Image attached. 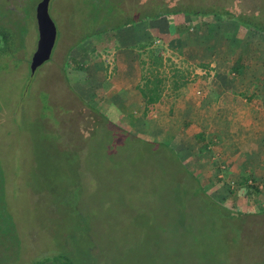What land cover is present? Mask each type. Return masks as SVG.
Listing matches in <instances>:
<instances>
[{
  "label": "rangeland",
  "instance_id": "374dc122",
  "mask_svg": "<svg viewBox=\"0 0 264 264\" xmlns=\"http://www.w3.org/2000/svg\"><path fill=\"white\" fill-rule=\"evenodd\" d=\"M40 1L0 0L26 31L0 69V264L55 250L75 264H264V146L243 153L242 123L218 134L234 107L213 121L207 100L218 87L237 111L264 100V35L189 13L226 6L262 24L264 0H51L56 45L32 76ZM162 6L188 12L91 35ZM136 71L138 86L160 74L162 95L205 106L154 117L136 107ZM157 142L180 154L182 180Z\"/></svg>",
  "mask_w": 264,
  "mask_h": 264
},
{
  "label": "trees",
  "instance_id": "16d2710c",
  "mask_svg": "<svg viewBox=\"0 0 264 264\" xmlns=\"http://www.w3.org/2000/svg\"><path fill=\"white\" fill-rule=\"evenodd\" d=\"M215 9V8H214ZM204 12V11H190L189 13H192L193 15L197 16H207L209 14H213L215 16H220L222 18H225L227 20H234V21H239L243 24L249 25L251 28L255 29L256 31H259L262 35H264V21L262 24L258 22H253L252 20H244L243 18H239V16H236L233 12L226 10V6L218 8L216 10ZM188 12L187 10H182L177 7H172V8H163L158 7L154 8V10L149 11L147 13H140V16H138L136 19H131V21H126L123 22L122 24H119V26L115 28H109L106 29L104 28L103 30L100 29L98 31H95V33L91 34L92 36L94 35H101L106 32L110 31H115L118 29H121L123 27H127L129 25L133 24H141V22H147V21H153V20H158L164 16H169V15H177L179 13H185ZM7 18H4L3 13L0 14V69L5 70L6 68L10 67L9 66V61L13 58H16L17 52L20 50L21 45L19 44L20 41H23V34L26 32L25 30L21 31L20 27L15 21H9L7 23ZM9 19V18H8ZM11 22V23H10ZM16 27V28H15ZM108 28V27H107ZM106 29V30H105ZM90 35V36H91ZM21 62V60H20ZM66 73V72H65ZM158 73V72H157ZM151 74H154L153 72ZM155 81L157 83L154 84L152 88H150L151 81H147L146 83V88L138 86V90L140 91L141 95L143 96L145 100V112L150 111L154 112L156 110V103H158L159 99L162 96V80H161V75L154 74ZM66 81L69 84V80L66 77ZM150 86V87H149ZM109 127H113V129H117L120 132H126L121 126H118L117 124L113 122H108ZM132 134V133H131ZM140 142H143L145 144L146 142L142 141V139H139ZM159 145H163L167 150L171 151L173 154V159L176 161V164L180 166V171L181 174H179L180 179L182 180L184 178V175L182 174L187 167L184 165L180 154L176 150H172L169 146L164 145L161 142H157ZM188 172V171H187ZM189 177L193 176L196 177L194 174H190L188 172L187 174ZM196 180L198 181V177H196ZM199 183V181H198ZM8 204V203H7ZM7 209V206H6ZM29 264H75L74 260L67 256V254L61 253L57 250L55 251H47L46 253H43L40 258H37L33 260L32 262H29Z\"/></svg>",
  "mask_w": 264,
  "mask_h": 264
},
{
  "label": "crops",
  "instance_id": "0c3cea01",
  "mask_svg": "<svg viewBox=\"0 0 264 264\" xmlns=\"http://www.w3.org/2000/svg\"><path fill=\"white\" fill-rule=\"evenodd\" d=\"M139 72L136 71V88L140 82V76H139ZM131 88V87H128ZM128 88H125L126 90ZM132 89V88H131ZM124 90V89H123ZM130 90V89H128ZM225 90V89H224ZM223 89H221L220 87H218V90H215L212 95L210 97L207 98V100H209L213 95H214V101L216 102H212V104H214V106L218 107V110L216 111L214 109L213 112V116H216L213 118V121L217 120V115H219V118L221 119L222 117V113H225L223 111V109L221 107H234L231 108L232 112H228L227 115V120L225 121L228 123V126L223 130L222 132H218V134H223L227 137H235L234 134L237 132V130H239V127L237 128V124L236 123H242L244 126L243 131H246L247 133H251L253 134V138H252V142L250 144V146L248 147V149L246 148L245 145H243V150H244V154L245 155H249V154H253V153H257L259 152L260 147L264 146V100H261L262 102L257 103L256 100H252L251 103H247L244 104L241 109H238L235 106V104L229 102V104L225 105L224 102L226 101V99L228 98H232L231 95H229L228 98L225 99V96L228 95L226 94V90L224 91ZM231 90V89H230ZM138 90H136V107H141L142 109L145 106V100L143 98L142 95H140V91L137 92ZM224 91V92H223ZM140 93V94H138ZM182 98V99H181ZM200 98H192L191 99H187L184 98L183 96L180 95H175L174 96H167V94H164L161 96V98L159 99L158 103H156V114L154 117H159L160 115L163 116V118L165 117L167 121H169L168 117L171 116V114L173 116H175L174 118L177 119V121L179 123H182V120H180V118L176 117L178 116V113H182L183 114V110L186 108V106H195V107H200V106H205V102L202 100H199ZM225 99V100H224ZM191 100V102H190ZM233 100V98H232ZM206 101V100H205ZM210 101H212L210 99ZM193 102V103H192ZM256 103V104H254ZM248 105V106H246ZM252 106V107H251ZM138 108H136L137 110ZM136 112H139L136 111ZM144 115V111L140 112ZM171 118V119H174ZM225 124V123H223ZM219 130H221V128H219ZM192 131L193 128H192ZM196 132H198L197 130H195ZM173 132V131H172ZM171 132V133H172ZM152 134V133H151ZM172 133L171 135H169V138L171 141L175 142L176 141V135ZM262 145V146H261ZM260 154H262V151L260 152ZM262 158L264 156V154L261 155ZM252 156H250L251 158ZM249 159V157H248ZM233 171H236L235 168L232 167ZM236 173H231V175H235Z\"/></svg>",
  "mask_w": 264,
  "mask_h": 264
},
{
  "label": "water",
  "instance_id": "95a60500",
  "mask_svg": "<svg viewBox=\"0 0 264 264\" xmlns=\"http://www.w3.org/2000/svg\"><path fill=\"white\" fill-rule=\"evenodd\" d=\"M50 3L51 0H41L36 7L39 39L30 66L32 76L51 59L56 45L57 27L49 13Z\"/></svg>",
  "mask_w": 264,
  "mask_h": 264
}]
</instances>
